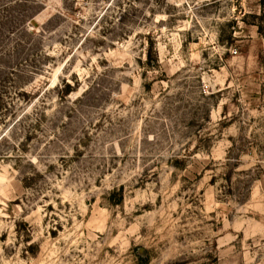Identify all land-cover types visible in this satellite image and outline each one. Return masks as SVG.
<instances>
[{
	"label": "rangeland",
	"instance_id": "obj_1",
	"mask_svg": "<svg viewBox=\"0 0 264 264\" xmlns=\"http://www.w3.org/2000/svg\"><path fill=\"white\" fill-rule=\"evenodd\" d=\"M260 14L0 0V264H264Z\"/></svg>",
	"mask_w": 264,
	"mask_h": 264
},
{
	"label": "trees",
	"instance_id": "obj_2",
	"mask_svg": "<svg viewBox=\"0 0 264 264\" xmlns=\"http://www.w3.org/2000/svg\"><path fill=\"white\" fill-rule=\"evenodd\" d=\"M260 6L261 14L259 16H256V25L258 26V31L261 36L264 37V0H260ZM66 92L69 93V91Z\"/></svg>",
	"mask_w": 264,
	"mask_h": 264
},
{
	"label": "built area",
	"instance_id": "obj_3",
	"mask_svg": "<svg viewBox=\"0 0 264 264\" xmlns=\"http://www.w3.org/2000/svg\"><path fill=\"white\" fill-rule=\"evenodd\" d=\"M233 52H234L235 54H236V53H238V51H237V50H234Z\"/></svg>",
	"mask_w": 264,
	"mask_h": 264
}]
</instances>
